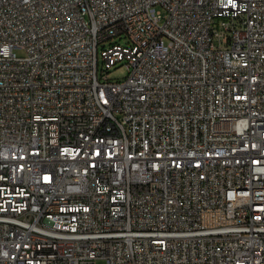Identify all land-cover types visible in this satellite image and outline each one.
Instances as JSON below:
<instances>
[{"label": "built area", "instance_id": "built-area-1", "mask_svg": "<svg viewBox=\"0 0 264 264\" xmlns=\"http://www.w3.org/2000/svg\"><path fill=\"white\" fill-rule=\"evenodd\" d=\"M97 259L264 264V0H0V264Z\"/></svg>", "mask_w": 264, "mask_h": 264}, {"label": "rangeland", "instance_id": "rangeland-1", "mask_svg": "<svg viewBox=\"0 0 264 264\" xmlns=\"http://www.w3.org/2000/svg\"><path fill=\"white\" fill-rule=\"evenodd\" d=\"M124 40H121V43H124ZM19 53V50H16ZM101 57L99 58V67H101ZM108 78L112 81L122 80L127 75V68L123 63H116L108 69ZM95 264H106L104 259H97Z\"/></svg>", "mask_w": 264, "mask_h": 264}]
</instances>
